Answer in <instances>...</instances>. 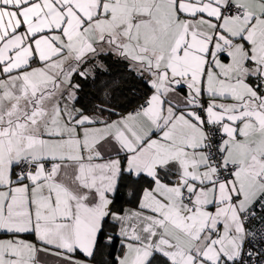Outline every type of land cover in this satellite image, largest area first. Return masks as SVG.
<instances>
[{"label": "snow or ice", "instance_id": "6c2138e0", "mask_svg": "<svg viewBox=\"0 0 264 264\" xmlns=\"http://www.w3.org/2000/svg\"><path fill=\"white\" fill-rule=\"evenodd\" d=\"M0 264H264V0H0Z\"/></svg>", "mask_w": 264, "mask_h": 264}]
</instances>
